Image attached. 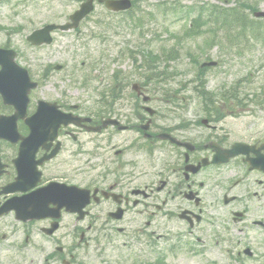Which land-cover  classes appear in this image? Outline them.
Wrapping results in <instances>:
<instances>
[{"label":"flooded vegetation","instance_id":"1","mask_svg":"<svg viewBox=\"0 0 264 264\" xmlns=\"http://www.w3.org/2000/svg\"><path fill=\"white\" fill-rule=\"evenodd\" d=\"M82 26L72 31L73 34L80 35ZM141 70L134 69V79L123 75L125 89L131 85L126 97L96 98L91 103L82 99L57 100L60 111L81 121L58 130V153L42 165L40 187L50 182L74 187L88 193L89 203L82 212L85 219L80 222L77 215L61 211L62 218L74 220L68 234L73 243L70 247L60 248L57 235L61 221L52 235L45 234L54 223L51 219L27 223L30 227L39 224V233L26 229L25 244L30 235L39 234L44 242L55 245L54 253L41 264L58 261L78 264L77 252L83 247L89 248V244L103 249L106 264H111V253L107 249L115 250L120 236L125 233L115 223L127 217L151 216L157 220L161 215L177 218L182 225V233L174 238L183 240L189 254L202 256L195 264H220L218 261L223 256L236 264H264V171L251 169L244 156L227 163L212 162L216 150L230 149L236 143L260 149L257 155L249 154V159L264 156L261 149L264 131L236 140L223 129L221 115L198 113L192 116L201 126L192 125L184 111L186 104L180 103L185 99H150L149 105L155 114L149 116L143 98L133 96L132 92L135 84L143 88ZM101 79L103 83V77ZM36 104L37 101L30 104L29 115L35 111ZM163 135L170 138L164 139ZM44 156L45 152L40 150L38 158ZM144 163L153 172L149 183L143 185ZM190 166L194 169L190 170ZM6 173L7 180L12 181L15 172ZM10 182L4 184L2 177L0 190ZM8 198L0 196V206ZM53 209L50 205L49 212ZM97 217L106 218L103 226H97V220L85 227L78 225ZM5 228L0 225V252L4 250L5 240L15 238L16 234L10 231L7 237ZM77 233L78 242L74 244ZM100 233L103 235H98ZM152 235L154 238L155 233ZM161 239V236L156 237L154 247H158L157 241ZM177 246L178 243L171 250ZM207 255L219 258L215 261L206 258Z\"/></svg>","mask_w":264,"mask_h":264},{"label":"rangeland","instance_id":"2","mask_svg":"<svg viewBox=\"0 0 264 264\" xmlns=\"http://www.w3.org/2000/svg\"><path fill=\"white\" fill-rule=\"evenodd\" d=\"M81 1L6 0L0 3V48H11L17 51L19 64L30 69L32 76L40 81L41 87L35 92L36 97L63 101L72 99V102L82 99L91 103L99 96H106L104 90L109 85H111V89H115L112 91L113 94L121 96L123 86L120 82H112L111 75L115 72L126 74L130 72V69H137L141 65L142 71L145 72L144 69L151 66L153 69H157L158 73L163 74L159 78L153 77L152 82L145 89L146 94L153 99L162 97L195 98L197 96L192 89L198 91L201 83H205L206 90L214 94L212 97L215 95L217 97H236L237 100H231L235 103H239V100L243 104L247 103L254 95L259 98L257 105L238 106V110L237 108L234 110L237 112V116L226 117L224 129L226 132H230L236 140L248 138L249 133L252 132L264 131V105L260 103L261 100L264 102V40H250L249 36H246V43L241 42L238 48L234 47V50L223 44L210 46L212 30L204 28L201 31L204 37L199 38V40L204 38L202 41L190 38L179 44L173 39L172 34L181 36L189 20L181 21L174 15L155 12L153 11L154 7L160 4L173 5L176 3L184 8L193 6L198 9L202 4L188 0H146L138 5L145 16L148 15L141 26L119 24L122 19L107 16L105 9L96 4L94 12L85 21L78 38L72 34L57 33L53 35V43L50 46L39 48L31 47L26 42V37L33 31L50 23L65 22L69 15L78 9ZM238 1L242 2V5L247 2L250 6H255L256 11H264V0H230L229 8L236 7ZM205 5L224 6L223 2L218 0H208ZM97 23H101V25ZM110 29L116 31L110 33ZM91 33L100 34L97 37L101 39L91 37ZM104 37L106 40L103 42ZM221 37H224L222 40H226V35ZM173 46L178 53L175 51L171 56L162 55L163 49L168 50ZM129 52L132 53V58H130ZM145 53H149V55L147 56ZM150 55H161L162 58L153 63V57L151 56L150 59ZM144 56L147 57L145 63ZM205 61H216L218 66L200 70V64ZM56 66H61L62 70L56 71L54 69ZM93 68L104 77L105 81L102 84L97 79H92ZM87 76L90 77V81L85 85L84 79ZM146 76H150V74ZM159 81H163V83L154 85L153 82ZM130 92L129 86L121 97H126V94ZM244 95L250 97L245 99L242 97ZM196 111H199L197 105H192L187 110L188 113ZM2 149L6 150V145H3ZM4 154L6 161L13 157L12 150L11 153ZM150 172L152 169L143 166L144 183L150 181ZM98 220L101 223L104 217H100ZM89 222L90 220L83 226H87ZM146 222L150 224L146 226ZM1 223L6 226L7 235H9L8 231L16 232L15 239L23 247L22 251H19V254H22V259L1 251V264L14 262L40 264L54 252L55 245L44 242L38 234L30 235L27 244L21 238L25 235L26 229H34L36 233H39L37 231L39 226L24 227L17 223L12 216L5 217ZM73 223V218H64L63 227L58 232L57 237L64 247H70L73 244L72 237L68 236ZM157 225L177 232L174 221L165 216H158ZM125 226L132 227L131 232L126 235L127 238L124 240L127 247L131 246V248L109 249L107 252L111 253L110 260L113 261L111 264H132L133 257L137 258L139 253L138 261H142L144 264L154 263V258L161 254L165 256L163 264H195L200 258V256L190 255L183 242L182 250L175 255L168 254L167 257L166 252H162L157 256H152L144 239L145 230L134 231L139 227L146 229L148 233L153 231V217L127 218L119 227ZM135 234L138 235L137 238L133 237ZM98 235L102 236L103 233ZM92 236L94 235L92 234ZM10 240L9 238L6 243L8 244ZM77 241L75 240L74 244ZM120 246H122L121 243L117 244V248ZM83 248L76 254L81 264H106L107 259L99 249L96 250L94 245L89 249ZM11 251L16 252V249ZM206 258L217 261L219 257L207 255ZM218 262L220 264H236L226 256H223V259ZM247 264L251 263L247 262Z\"/></svg>","mask_w":264,"mask_h":264},{"label":"water","instance_id":"3","mask_svg":"<svg viewBox=\"0 0 264 264\" xmlns=\"http://www.w3.org/2000/svg\"><path fill=\"white\" fill-rule=\"evenodd\" d=\"M90 1L86 3L85 5L81 6V10L76 12L72 17L71 20L73 21L74 24H77L82 18H84L91 10L90 8ZM130 6V3L128 1H120V2H107L106 7L110 10H126ZM255 17H264V13H256L254 15ZM58 27L56 26H47L43 28L42 30L34 32L30 37L27 38V40L35 46L41 45V44H50L51 43V38H50V32L54 31ZM71 28L70 26L68 27H60L61 30H67ZM0 64L3 67V70L0 73V77L7 76V78L0 83V87L3 86L6 82L10 80L11 77H16L18 75H23L25 72L19 70L14 64H13V55L11 53H4L0 51ZM12 98L14 100L17 99V92L14 91L11 94ZM25 97V95H24ZM23 97V100H24ZM16 98V99H15ZM17 107V105L15 104ZM27 175L23 171L20 174V179ZM7 192V191H5ZM43 198L42 195H36L32 198H30L28 201H39ZM17 219L20 220H26V218L21 217L20 214L16 215Z\"/></svg>","mask_w":264,"mask_h":264},{"label":"trees","instance_id":"4","mask_svg":"<svg viewBox=\"0 0 264 264\" xmlns=\"http://www.w3.org/2000/svg\"><path fill=\"white\" fill-rule=\"evenodd\" d=\"M215 12H217L216 9H213ZM218 17H216V19H214L211 24L213 26H218L217 29L215 28H212L211 30H214V31H217V30H220V28H222L224 26V24L226 23V20H221L219 18V15L218 13L216 14ZM235 18V22L233 24H237L238 26H242V27H248V25L245 23V20H244V15H240V16H234ZM201 25H199L198 27H200ZM198 27H195V30L197 31L198 30ZM214 31H212V33H214ZM255 31L256 33L260 34V33H263L264 32V28H257L256 30H253ZM225 32H228V33H232L234 31H232L231 29H227ZM241 33H243V31H241ZM221 39H218L217 37H211V45L210 46H213L215 44H217L218 41H220ZM229 44L231 45L232 47V43L229 42Z\"/></svg>","mask_w":264,"mask_h":264}]
</instances>
